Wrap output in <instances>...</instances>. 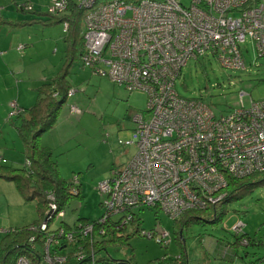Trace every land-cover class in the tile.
Returning a JSON list of instances; mask_svg holds the SVG:
<instances>
[{"label":"built area","instance_id":"built-area-1","mask_svg":"<svg viewBox=\"0 0 264 264\" xmlns=\"http://www.w3.org/2000/svg\"><path fill=\"white\" fill-rule=\"evenodd\" d=\"M69 1L50 0L48 10L61 14ZM74 1L83 8L81 64L129 92H145L150 115L133 114V139L124 143L134 145V156L96 185L104 212L52 229L64 211L47 193L45 219L39 228L32 226L36 236L29 239L35 260L20 255L14 264H113L98 252L106 251L109 236L127 235L135 208L155 207L176 220L187 210L222 201L227 174L243 177L264 170V97L245 105L248 93L241 91L238 107L215 118L204 110L203 99L176 90V79L191 57L213 52L222 66L245 68L241 44L246 38L264 56V0H192L188 7L178 0ZM60 4L62 9L54 10ZM10 106L17 108L15 102ZM72 192L78 188L72 186ZM243 228L241 220L233 226L241 234ZM141 230L134 227L130 234L143 235ZM150 233H159V243L169 235L165 229Z\"/></svg>","mask_w":264,"mask_h":264},{"label":"rangeland","instance_id":"rangeland-1","mask_svg":"<svg viewBox=\"0 0 264 264\" xmlns=\"http://www.w3.org/2000/svg\"><path fill=\"white\" fill-rule=\"evenodd\" d=\"M178 1L188 7L192 0ZM3 2L4 0H0V6ZM49 4L50 0H47L39 9L42 12L47 11ZM16 6L7 3L2 5L1 9L5 18L0 23V156L6 157L8 165L13 169L21 170L24 152L15 129V125L19 123L16 117L22 112L19 102H33L36 99V86L41 84H38L39 79L53 66L57 67L56 71L61 68L66 47L64 39L68 33L67 30L65 34L63 28L67 29L69 23L65 21L67 26H63L62 22L57 21L45 24L37 22L19 28L16 19H30L35 15L22 13ZM56 9L60 11L62 5H58L54 10ZM232 15L236 16V13ZM34 31L38 35L33 34ZM84 42L85 39L83 44ZM241 50L245 68L240 69L222 66L211 54L197 60L189 59L176 79L177 92L186 98L203 99L207 103L204 110L207 113L214 112L216 116L226 114L232 106L238 107L241 91L248 93L242 99L245 105L249 104L250 99H262L264 56H257L249 38L241 44ZM19 55L25 59L22 61V67H19ZM30 67L37 70L33 71ZM40 69L42 72L38 71ZM93 71L92 68L83 66L80 58L74 59L68 74L72 85L68 93L71 95H68L67 102L59 112L56 127L38 137L41 147L49 150V156L57 164L59 173L67 181L77 176L80 183L81 196L72 198L64 206V216L53 220L50 226L52 229L58 227L61 222L71 226L76 224L78 219L94 220L104 212L100 206L102 195L96 190V185L100 180L109 177L112 169L125 165L134 156V145L124 143L133 139V114L142 113L145 117L150 115L146 111L145 92H129L122 85L114 84L110 79ZM6 88L11 90L18 103L16 109L8 111V116L2 110L3 91ZM189 100L199 109L195 99ZM10 105L11 101H8L9 109ZM235 210L243 212V216ZM134 211L138 212L142 219L140 229L144 234L132 236L136 233L134 232L130 237H121L122 243L106 239V251L101 250L98 255L115 259V264L119 259L130 260V264H148L149 261L174 257L180 253L179 244L173 234L174 220L164 210L157 211L147 206L135 208ZM37 219L36 200L25 198L13 180L0 177V227L4 229L0 240L8 229L28 225ZM237 219L245 222L243 231L250 236L264 238V184L253 186L243 196L231 201L227 214L220 222H192L185 227L182 236L188 264H229L233 257L238 255L246 262L262 258V245L244 246L236 243L235 234L230 228ZM41 224L35 223L34 227L39 228ZM152 229H165L169 235L159 243L156 240L159 233L150 236ZM128 237L129 239L124 241ZM241 259L238 261H242Z\"/></svg>","mask_w":264,"mask_h":264},{"label":"trees","instance_id":"trees-1","mask_svg":"<svg viewBox=\"0 0 264 264\" xmlns=\"http://www.w3.org/2000/svg\"><path fill=\"white\" fill-rule=\"evenodd\" d=\"M25 5L18 6V9L34 14L33 11H30L31 8H26ZM82 16L83 8L79 7L74 0H70L62 14L54 15L47 9L45 12H35V17H33L34 19H27L23 22L16 23L21 26L37 22L45 24L46 22L53 21L62 23L68 21L69 27L68 33L66 34L67 36L64 39L66 47L63 55L64 61L61 68L52 78L47 79L36 88V99L34 103L25 108L23 107L22 112L16 117L19 123L15 125V129L17 131V135L21 139L24 152L23 169H13L10 165H8L6 157L0 156V165H3L0 166V177L13 180L16 187L21 194L25 196V198L36 200V212L38 214L37 220L22 227L10 228L1 237L0 264H14L15 259L20 255H26L30 258V260H35L33 255L30 253L29 239L32 236H36V232L32 229V226H35V223L36 225H39L45 219V212L49 203L47 193H52L55 196L58 204V210H63L64 206H66L72 198L81 196L79 180L77 184H73V178H71L70 181H67L59 173L57 164L51 159V156H49V150L45 147H41L38 137L55 126L58 120L59 112L63 105L67 102L68 90L72 88L71 83L68 81L69 69L74 62V59L81 58L83 55L84 46L83 37L81 35ZM2 20L3 17H0V23L3 22ZM9 22L11 23L10 20ZM254 50L257 53V56L260 57L256 48H254ZM208 54H211L216 61L219 62L213 52L206 53L203 56H207ZM193 59L197 60L198 58ZM233 109L234 107L232 106L226 114L216 116L214 113V116L215 118L224 117ZM147 110L148 108L146 106V111ZM27 162H29L30 165L27 166ZM257 174L258 176H256ZM251 176H253V178H251ZM226 177V184L224 187L226 196L222 199V201L203 210H187L182 213L178 219L174 220L173 234L175 235V241L179 244L180 253L175 257H164L160 260L149 261L148 264H163L166 262L173 264H188V260L185 255L184 237L182 236V232L184 234L185 227L192 222H220L227 214L228 205L231 201L243 196L251 190L253 186L264 184V170L261 172H253L252 175L250 174L243 177L236 176L235 174H227ZM72 186L78 188L77 194H73L74 192H72ZM143 207L147 206L143 205L140 208ZM235 212L243 216V212L237 210H235ZM155 214H157V212ZM80 220L82 219H78L77 221ZM239 220L244 223L245 227L246 224L242 219H237L233 224L235 225ZM132 221L133 223L130 222L127 228L132 229L133 227H138L140 229L142 219L137 213H135ZM60 224H64V222H61ZM230 229L235 234L237 244L240 243V239L244 237L247 240V243L244 246L255 244L262 245L264 247V238L258 239L255 235L250 236L245 231L242 234L241 232H235L233 227ZM128 232L130 231L127 230L126 234ZM106 239L107 241L122 243L121 237L109 236ZM128 239L129 238H125L124 241ZM239 245L242 244L240 243ZM35 256H37V254ZM237 257L242 258V261H238L240 262L238 263L236 262L237 260L234 259L235 263L232 264L264 263V255L262 258H258L252 262L243 261L244 259L242 256L238 255ZM108 260H111V262L113 261V264L116 262L115 259L110 257H108ZM127 261L130 264V260Z\"/></svg>","mask_w":264,"mask_h":264},{"label":"crops","instance_id":"crops-1","mask_svg":"<svg viewBox=\"0 0 264 264\" xmlns=\"http://www.w3.org/2000/svg\"><path fill=\"white\" fill-rule=\"evenodd\" d=\"M20 1H22V2H20ZM46 2H47V0H34L33 2L31 1V0H4V2L2 3V5H4V4H7V3H13V4H15V5H17L16 6V8L18 9V6H23V5H25L26 4V6H28L27 8H31L30 9V11H33L34 12V14L33 15H35V12H37V11H41L39 8H41V7H43L45 4H46ZM2 5L0 6V17H3V18H5L4 16H3V13H2ZM19 10V9H18ZM20 12H22V13H27V12H25V10H19ZM32 14V13H31ZM16 16H18V15H16ZM8 19V18H7ZM30 19H34L33 17H31ZM8 20H10V19H8ZM25 20H27L26 18L25 19H16L15 21H18V22H23V21H25ZM23 26H25V25H21L19 28H22ZM12 27H15V26H13L12 25ZM41 29H43V28H41ZM36 31H39V30H36ZM63 32H64V30H63ZM65 33V32H64ZM33 34H35V35H38V33H36L35 31H34V33ZM66 34V33H65ZM47 38H49V37H47ZM251 41V40H250ZM31 43H33V42H31ZM251 43H252V45H253V47H254V44H253V42L251 41ZM57 52H58V50H56L55 51V53L57 54ZM63 55H64V51H63ZM23 60H25L24 58H22L20 55H19V57H18V63H19V67H22V61ZM31 68V67H30ZM56 68L57 67H52V68H50V69H48V73H46V75L44 76V77H42V78H40L39 80H40V82H38V84H40V83H43V82H45L47 79H50V78H52L55 74H56ZM33 71H36L37 69H33V68H31ZM59 70V69H58ZM38 71H40V72H42L41 71V69L40 70H38ZM10 77L8 76L7 77V79H9ZM69 81V80H68ZM69 83H71L70 81H69ZM37 84V85H38ZM41 85V84H40ZM36 86V85H35ZM39 86V85H38ZM38 86H36V87H38ZM72 86V85H71ZM3 95H4V103H3V105H2V110H3V112L5 111V114H7L8 113V111H9V107H8V101H11V102H16V100L14 99V95H12V93H11V90L10 89H5L4 91H3ZM35 101V100H34ZM34 101L33 102H23V101H20L19 102V104H20V107L21 108H25V107H27V106H30L31 104H33L34 103ZM17 103V102H16ZM17 105H18V103H17ZM7 116H8V114H7ZM66 119V118H65ZM59 120V119H58ZM58 120H57V122H56V124H55V126L54 127H56V125H57V123H58ZM54 127L52 128V129H54ZM51 131H53V130H51ZM50 132V131H49ZM55 134H59V133H55ZM3 157V156H2ZM137 214H138V212H137ZM139 216V215H138ZM127 230L128 231H130V229L129 228H127ZM128 235H130L129 233L126 235V236H128ZM132 236H134V235H132ZM131 236V237H132ZM130 237V236H129ZM128 237V238H129ZM182 241H183V239H182ZM238 253V252H237ZM236 253V254H237ZM204 255H206V252H204ZM175 257V256H174ZM237 258V259H236ZM237 260L236 262H238V260H239V258L237 257V256H234L233 257V259L230 261V263L229 264H232V263H235V260ZM188 263H189V261H188ZM238 263H240V262H238Z\"/></svg>","mask_w":264,"mask_h":264},{"label":"water","instance_id":"water-1","mask_svg":"<svg viewBox=\"0 0 264 264\" xmlns=\"http://www.w3.org/2000/svg\"><path fill=\"white\" fill-rule=\"evenodd\" d=\"M118 260V259H117ZM116 264H128L127 261H124V260H118Z\"/></svg>","mask_w":264,"mask_h":264},{"label":"flooded vegetation","instance_id":"flooded-vegetation-1","mask_svg":"<svg viewBox=\"0 0 264 264\" xmlns=\"http://www.w3.org/2000/svg\"><path fill=\"white\" fill-rule=\"evenodd\" d=\"M67 30H68V29H67ZM66 32H67V31H66ZM66 32H65V33H66ZM127 262H128V261H127ZM128 264H129V263H128Z\"/></svg>","mask_w":264,"mask_h":264}]
</instances>
